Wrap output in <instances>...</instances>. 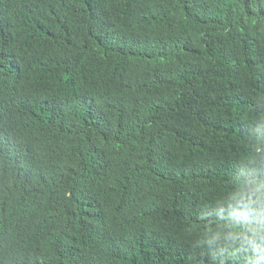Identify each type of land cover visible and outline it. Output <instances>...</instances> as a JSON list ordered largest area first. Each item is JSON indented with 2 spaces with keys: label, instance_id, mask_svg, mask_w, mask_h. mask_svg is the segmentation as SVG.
<instances>
[{
  "label": "trees",
  "instance_id": "trees-1",
  "mask_svg": "<svg viewBox=\"0 0 264 264\" xmlns=\"http://www.w3.org/2000/svg\"><path fill=\"white\" fill-rule=\"evenodd\" d=\"M262 149L264 0H0V264H241Z\"/></svg>",
  "mask_w": 264,
  "mask_h": 264
},
{
  "label": "clouds",
  "instance_id": "clouds-1",
  "mask_svg": "<svg viewBox=\"0 0 264 264\" xmlns=\"http://www.w3.org/2000/svg\"><path fill=\"white\" fill-rule=\"evenodd\" d=\"M264 150V149H262ZM225 242L233 247V255L245 253L241 264H264V222L256 220L254 225L241 230L235 226H226Z\"/></svg>",
  "mask_w": 264,
  "mask_h": 264
}]
</instances>
